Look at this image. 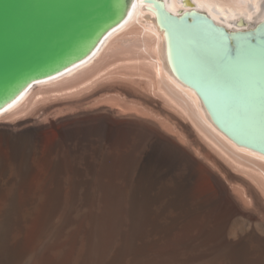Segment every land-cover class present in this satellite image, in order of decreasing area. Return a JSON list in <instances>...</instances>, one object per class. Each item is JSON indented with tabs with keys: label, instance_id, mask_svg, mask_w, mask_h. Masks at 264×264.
<instances>
[{
	"label": "bare ground",
	"instance_id": "obj_1",
	"mask_svg": "<svg viewBox=\"0 0 264 264\" xmlns=\"http://www.w3.org/2000/svg\"><path fill=\"white\" fill-rule=\"evenodd\" d=\"M159 1L173 15L191 10L204 13L228 32L250 30L264 21V0ZM131 31L135 33L133 40L136 44L132 43L139 49L144 45L146 52L152 56L150 64L169 95L168 99L174 101L175 106H180L179 110L182 109L181 112L191 119L196 131L213 151L234 169L248 175L249 180L252 179L264 193V154L237 145L217 129L197 94L174 75L169 64L165 32L158 24L153 7L144 0L133 1L126 20L107 35L89 59L57 77L30 87L0 112V122L26 108L38 95L85 87L99 74L98 69H95V74L90 71L98 64L102 54ZM84 75L91 78L85 79ZM7 128L13 129L11 125L0 123V133H7L10 130ZM38 128L34 131L39 136ZM24 131L28 132L29 129ZM37 135L32 136L36 138ZM14 137L20 138L18 134ZM15 138L6 141L8 151L0 154V264H264V223L243 220L240 229L228 228L230 215L241 208L236 203L237 200L233 199L227 186L215 175L214 190L195 199L193 187L199 175L198 166L202 162L170 142L158 141L144 152V160L140 159L131 177V198L125 200L128 203L124 208L121 207L125 213L122 212L124 220L118 225L113 223L107 229L106 220L104 222L101 216L103 213L97 206L59 205L60 195L65 189L62 191L61 188L52 186V189H47L43 186L46 190H42L41 185L45 180L33 183L35 185L30 188V177L39 168L41 156L35 145L21 146ZM28 145L31 159L26 164L25 148ZM144 155L141 154V157ZM54 162V159H50L46 174L42 175L49 180V177L55 175V182L61 168ZM180 165L185 166L180 176L167 184H160L163 177L170 175ZM49 180L47 182L51 181ZM159 200L163 204L155 206ZM29 201L33 203H25ZM170 204L177 208L180 206L181 212L178 210L177 213L187 221L197 205L200 210L196 212L201 217L200 225L191 234L175 236L178 215L168 212L173 206L168 207ZM116 212L115 215L120 214ZM119 217L120 215L113 218ZM32 222L35 224L32 227L34 230L29 234Z\"/></svg>",
	"mask_w": 264,
	"mask_h": 264
},
{
	"label": "rangeland",
	"instance_id": "obj_2",
	"mask_svg": "<svg viewBox=\"0 0 264 264\" xmlns=\"http://www.w3.org/2000/svg\"><path fill=\"white\" fill-rule=\"evenodd\" d=\"M132 32L123 36V39H118V45L117 42L113 44L115 47L112 45L114 50L111 46V49L102 54L97 61L98 64L96 63L92 69L94 72L90 71L95 74L97 71L95 69H98L99 74L85 87L38 95L26 108L19 110L10 116L11 118L2 120L1 122L11 125L13 129L7 128L10 129L6 130L7 133H0V154L8 151L7 142L14 140L15 134L19 135L20 138L15 139L21 146L35 145L41 157L39 170L33 172L30 177V188L31 185L32 187L35 185L33 183L45 180L41 185L42 190L50 189V186L61 188L62 191L65 189L60 195L64 197L60 198L61 202L58 201L59 205L84 204L97 206L103 214L107 211L104 216L101 213V216L104 222L106 220L108 229L113 223L118 225L124 220L125 213L122 208L128 203L125 200L131 198L133 188L131 177L140 159L144 160L146 151L158 141L170 142L202 162L198 166L199 175L193 187L195 199H200L214 190L215 175L227 186L233 199L237 200L236 203L241 207L242 213L234 211L230 215L228 228L240 229L243 220L264 223V193L257 188L252 179L249 180L248 175L234 169L222 156L213 151L196 131L191 119L181 112L182 109L179 110L180 106L178 104L175 106L176 103L168 99L169 95L150 64L152 56L146 52L144 45L140 49L135 45L136 42L133 40L135 33ZM117 46L119 47L116 48ZM90 72L88 71V74L91 76ZM87 75V79L92 77ZM18 123L21 126H16ZM37 128L39 136L36 134L37 131H34ZM27 129L29 133L24 131ZM33 134L38 137L35 138ZM29 148L30 145L25 148L26 164L31 159ZM141 154L144 156L141 157ZM50 159H54L55 165L61 168L59 175H56L59 179H55V182L53 180L55 175L49 177L51 181L42 175L46 174V166L48 169ZM184 168V165H180L170 175L160 178V181L162 179L159 181L160 184H167L177 178ZM55 184L60 187H56ZM159 201L157 204L153 202L155 206L163 204L161 200ZM195 202L196 200L194 205ZM25 203L30 204L33 201ZM171 205L173 204L168 207ZM173 206L172 208L176 209L169 208L168 212L179 216L177 212L178 210L181 212L180 206L178 208L176 205ZM101 207L106 211H102ZM198 210L197 205L194 206L188 221L181 216L179 219L176 217L175 236L191 234L192 230L200 225L201 217L196 213ZM115 212L120 213L117 219L113 218L119 216L115 215ZM34 223L29 226V234L34 230L32 229Z\"/></svg>",
	"mask_w": 264,
	"mask_h": 264
},
{
	"label": "water",
	"instance_id": "obj_3",
	"mask_svg": "<svg viewBox=\"0 0 264 264\" xmlns=\"http://www.w3.org/2000/svg\"><path fill=\"white\" fill-rule=\"evenodd\" d=\"M134 0H0V112L38 82L89 59L127 18ZM149 3L166 36L172 72L212 123L264 154V21L228 32L204 13Z\"/></svg>",
	"mask_w": 264,
	"mask_h": 264
}]
</instances>
